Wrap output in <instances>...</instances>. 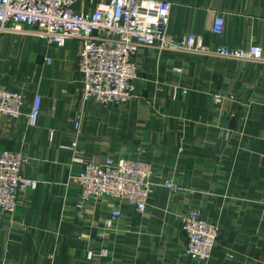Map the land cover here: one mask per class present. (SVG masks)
I'll list each match as a JSON object with an SVG mask.
<instances>
[{
	"label": "crops",
	"instance_id": "crops-1",
	"mask_svg": "<svg viewBox=\"0 0 264 264\" xmlns=\"http://www.w3.org/2000/svg\"><path fill=\"white\" fill-rule=\"evenodd\" d=\"M99 1L75 8L91 11ZM167 1L174 41L195 33L209 49L264 48V0ZM216 15L224 17L222 34L212 31ZM135 60L133 98L81 104L76 39L58 47L31 27L0 35V86L24 95L20 116L0 115V152H22L24 176L39 180L20 192L12 213L0 210V264H198L185 252L181 222L192 210L220 229L205 264H264V63L148 45ZM37 94L41 112L32 126ZM74 142L86 161H148L145 210L114 198L80 209L83 165L74 160ZM166 179L180 189L167 188ZM116 206L120 216L108 228Z\"/></svg>",
	"mask_w": 264,
	"mask_h": 264
},
{
	"label": "built area",
	"instance_id": "built-area-1",
	"mask_svg": "<svg viewBox=\"0 0 264 264\" xmlns=\"http://www.w3.org/2000/svg\"><path fill=\"white\" fill-rule=\"evenodd\" d=\"M79 1L84 0H0V35L25 32L31 27L58 47L65 46L69 39H76L84 83L79 93L81 104L93 98L110 106L133 98L134 81L138 77L135 58L141 45L264 63V48L258 44L247 47L221 45L209 49L202 36L195 33L174 41L167 33L171 5L167 0H102L91 11L76 9L75 4ZM223 29L224 17L216 15L212 31L222 34ZM44 60L52 62L49 56ZM23 96L20 91L0 86V115L20 116ZM223 98L214 95L215 102L220 103ZM41 99L40 94L35 96L28 113L32 126L39 121ZM81 110L75 122L77 128ZM70 148L74 160L83 165L78 176L77 206L80 209L87 201L114 198L129 201L140 212L145 210L152 192L153 169L148 161L111 157L101 160L97 156L86 161L85 152L77 142ZM26 161L22 152H0V210L12 213L18 205L20 192L37 188L39 180L23 174ZM163 184L175 192L180 189L172 179H166ZM120 213V206H116L105 219V225L112 228ZM181 222L187 243L186 254L196 263L205 264L218 242L219 226L205 220L199 210L183 215Z\"/></svg>",
	"mask_w": 264,
	"mask_h": 264
}]
</instances>
